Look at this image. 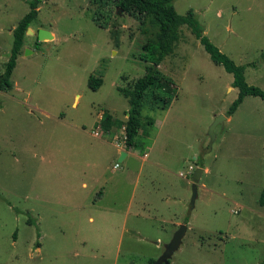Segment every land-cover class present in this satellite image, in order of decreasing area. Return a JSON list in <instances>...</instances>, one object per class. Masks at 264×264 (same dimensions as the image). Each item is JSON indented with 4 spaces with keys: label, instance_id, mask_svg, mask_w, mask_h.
<instances>
[{
    "label": "rangeland",
    "instance_id": "374dc122",
    "mask_svg": "<svg viewBox=\"0 0 264 264\" xmlns=\"http://www.w3.org/2000/svg\"><path fill=\"white\" fill-rule=\"evenodd\" d=\"M30 1L0 0V74ZM174 6L182 15L192 10L210 41L264 90V0ZM29 29L13 88L0 91V264H149L183 224L169 264H264V99L247 96L228 116L239 92L232 74L182 26L159 67L175 97L163 107L152 97L162 91L147 90L139 147L120 162L98 153L102 141L92 132L100 131L102 112L126 122L129 102L120 90L146 74L151 60L143 48L157 27L118 13L116 0H42ZM40 29L55 39L38 40ZM90 76L103 80L97 90ZM142 164L147 187L133 191ZM200 165L205 172L189 212Z\"/></svg>",
    "mask_w": 264,
    "mask_h": 264
},
{
    "label": "trees",
    "instance_id": "16d2710c",
    "mask_svg": "<svg viewBox=\"0 0 264 264\" xmlns=\"http://www.w3.org/2000/svg\"><path fill=\"white\" fill-rule=\"evenodd\" d=\"M42 0H31L29 2L30 11L19 21L13 29L14 42L10 59L5 66V70L0 74V91H8L13 88L12 74L17 64L19 54L24 48V38L31 24L37 19L39 6ZM116 5L122 11L137 18L142 24L150 22L157 27L156 37L150 41L144 50L151 60L147 66L146 74L139 78L132 87L123 88L120 91L128 99V118L124 123L126 134V150L138 146L136 137L142 128V108L147 90L158 88L162 94L153 92L152 97L156 104L161 103L166 107L175 97V90L172 88L174 82L164 76L159 70L160 65L167 56L174 52L180 38L182 26H188L194 36L203 45L210 58L218 65L223 66L226 72L232 74V86L238 89V96L229 108L228 116H231L243 103L245 97L256 96L264 99V90L250 85L245 76V66L236 64L228 55L223 53L205 35L203 26L199 23L194 12L189 10L185 15L179 14L174 6V0H116ZM264 58V53L262 54ZM103 80L93 76L89 77L88 85L91 89L97 90L102 85ZM112 115L104 112L101 127L105 132H109L112 127ZM145 124H154L152 118H147ZM203 167V165H200ZM260 203L264 206V192L260 198ZM151 260L149 264H153Z\"/></svg>",
    "mask_w": 264,
    "mask_h": 264
},
{
    "label": "water",
    "instance_id": "95a60500",
    "mask_svg": "<svg viewBox=\"0 0 264 264\" xmlns=\"http://www.w3.org/2000/svg\"><path fill=\"white\" fill-rule=\"evenodd\" d=\"M121 11H122L121 8H118V13H120ZM27 33L33 34L31 29H28ZM37 38L40 41H43L44 39L52 40L53 34L51 33V31L40 29L37 32ZM222 118H225V117H223L222 115L217 116L216 120L214 121V123L210 127V130H209L210 147L215 140L214 129L216 128V126L218 124L221 123ZM125 156H126V152H122L120 155L119 161L122 162L123 159L125 158ZM203 172H204L203 167H197L192 174V197H191V201H190V205H189V212H191L193 210V208L195 206V202L198 198V183L201 180ZM186 231H187V226L184 224L181 225L180 228L178 229V231H176L175 234L173 235L170 242L165 246L164 253L153 264H169V259L174 254V252L180 247V245L182 243V239L186 234Z\"/></svg>",
    "mask_w": 264,
    "mask_h": 264
},
{
    "label": "crops",
    "instance_id": "0c3cea01",
    "mask_svg": "<svg viewBox=\"0 0 264 264\" xmlns=\"http://www.w3.org/2000/svg\"><path fill=\"white\" fill-rule=\"evenodd\" d=\"M51 33L53 34V39H55V33H53L52 31H51ZM52 39V40H53ZM110 114V113H109ZM101 115V114H100ZM100 115L98 116V119H99V121H98V124H99V127H100V125H101V120H100ZM110 115H112V114H110ZM112 122H113V124H112V127H111V129H110V131L109 132H105L103 129H102V131L104 132V136L107 134H109L110 136H112L113 137V140H114V138L116 137V136H118V135H122L123 134V132L124 131H122L120 134H116V128L118 127V126H124V123H123V120H120V119H118V118H115L113 115H112ZM125 119H124V121H126L127 120V118H128V115H125V117H124ZM120 120V121H119ZM156 125V124H155ZM116 127V128H115ZM124 128V127H123ZM120 131V129L118 130V132ZM104 136H102L101 138H96V139H98V140H100V141H102V142H96V146H94V147H96L97 148V150H98V153H100L102 156H104L105 155V153L106 152H110L111 154H112V157L114 158V159H116L117 157H118V160H119V158H120V155H121V153L122 152H126V156H125V158L123 159V161L122 162H124L127 158H128V156L130 155V152H131V150L132 149H130V150H126V148H125V146L124 145H122V146H120V148H118L117 146H116V144H113L112 143V137L110 138H108V137H106V138H104V139H102ZM108 138V139H107ZM115 141V140H114ZM136 142L138 143V141L136 140ZM115 143V142H114ZM139 147V143H138V146L137 147H135V150H137V148ZM107 148H109L110 149V151L107 149ZM134 149V148H133ZM145 153L143 154L144 156H143V162H147V160H146V158L148 157V153L146 152V151H144ZM145 154H147V156H145ZM151 165H154V163L152 162L151 163ZM144 164H142L141 166H140V168H139V170H138V172H137V177L135 178V181H130V185L131 186H133L132 187V190L134 191V189L136 188H138V187H140L141 188V184H140V182H141V178H142V176H143V172H144V170H142V168H144ZM120 167V166H119ZM157 167H158V165H157ZM142 170V171H141ZM140 171H141V173H140ZM204 172H205V169H204ZM122 179H123V177H120V178H118V180H116L115 182L116 183H118V182H122ZM128 179L130 180V178H128V177H125L124 178V180L125 181H127L128 182ZM98 182H99V180H98ZM84 186H86V184L84 183L83 184ZM143 185V184H142ZM144 187H147V185H144L143 186V188H141V189H144ZM100 194V198H102V197H104V192H101V193H99ZM133 194V193H132ZM131 197H133V195L131 196ZM130 205H131V203H129L128 204V208H127V210H126V214L128 213V211H129V207H130ZM124 229H125V225H124Z\"/></svg>",
    "mask_w": 264,
    "mask_h": 264
},
{
    "label": "built area",
    "instance_id": "2783aa9c",
    "mask_svg": "<svg viewBox=\"0 0 264 264\" xmlns=\"http://www.w3.org/2000/svg\"><path fill=\"white\" fill-rule=\"evenodd\" d=\"M103 114H104V112H102L101 115H100V120H101V121H102V119H103ZM124 130H125V129H124ZM92 135H93L94 137H96V138H101L102 136H104V132L102 131V129H101V127H100V131H98V130L93 131V132H92ZM122 136H123V138H124V139H122L123 143L120 142V139H119L120 137H119V136H116V137L114 138V140H115V144H116V146H117L118 148H120V146L126 144V139H127L126 134L123 132ZM145 156H147V154H145ZM119 166H120L119 164H116V165H115V168H118ZM180 176H181V177H185V175H184L183 173H181Z\"/></svg>",
    "mask_w": 264,
    "mask_h": 264
}]
</instances>
